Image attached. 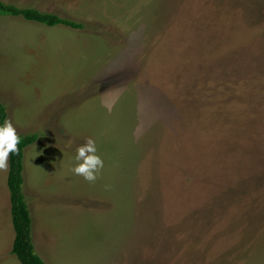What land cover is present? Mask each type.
Segmentation results:
<instances>
[{
	"label": "rangeland",
	"instance_id": "obj_1",
	"mask_svg": "<svg viewBox=\"0 0 264 264\" xmlns=\"http://www.w3.org/2000/svg\"><path fill=\"white\" fill-rule=\"evenodd\" d=\"M0 102L44 264H264V0H0ZM96 142L94 182L72 172ZM0 169V264L10 253Z\"/></svg>",
	"mask_w": 264,
	"mask_h": 264
},
{
	"label": "trees",
	"instance_id": "obj_2",
	"mask_svg": "<svg viewBox=\"0 0 264 264\" xmlns=\"http://www.w3.org/2000/svg\"><path fill=\"white\" fill-rule=\"evenodd\" d=\"M0 15L20 17L25 21L39 23L48 27L64 26L70 29H81L79 22L44 13L32 8H20L12 3L0 1ZM7 120L5 106L0 102V123ZM20 142L18 151L9 153L6 185L9 192L10 216L14 231L10 253L20 264H44L36 254L32 237V220L23 193L24 151L38 140L36 134H18Z\"/></svg>",
	"mask_w": 264,
	"mask_h": 264
},
{
	"label": "clouds",
	"instance_id": "obj_3",
	"mask_svg": "<svg viewBox=\"0 0 264 264\" xmlns=\"http://www.w3.org/2000/svg\"><path fill=\"white\" fill-rule=\"evenodd\" d=\"M20 137L9 120L0 123V169L7 167L9 153L18 151ZM72 172L86 181L94 182L104 166L103 159L97 154L96 142L92 138L77 147Z\"/></svg>",
	"mask_w": 264,
	"mask_h": 264
}]
</instances>
